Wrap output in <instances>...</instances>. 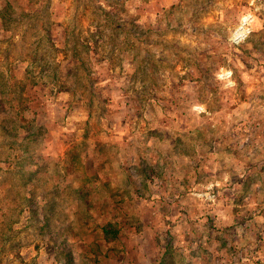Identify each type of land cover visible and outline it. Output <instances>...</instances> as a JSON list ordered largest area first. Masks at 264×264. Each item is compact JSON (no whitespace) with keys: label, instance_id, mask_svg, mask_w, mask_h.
I'll use <instances>...</instances> for the list:
<instances>
[{"label":"rangeland","instance_id":"1","mask_svg":"<svg viewBox=\"0 0 264 264\" xmlns=\"http://www.w3.org/2000/svg\"><path fill=\"white\" fill-rule=\"evenodd\" d=\"M184 262L264 264V0H0V264Z\"/></svg>","mask_w":264,"mask_h":264},{"label":"trees","instance_id":"2","mask_svg":"<svg viewBox=\"0 0 264 264\" xmlns=\"http://www.w3.org/2000/svg\"><path fill=\"white\" fill-rule=\"evenodd\" d=\"M123 168H124V170L126 171L125 172V181H126V184L128 185L129 184V187H131V188H134V191H137V189H138V186H135V185H133L132 184V182H131V180H132V176H131V174L130 173H128V171H127V169H126V166H124L123 165ZM143 171V170H142ZM91 180H93L92 178H91ZM134 180V179H133ZM96 186H98V188H99V190L101 189L103 192H105V189H104V187L105 186H107L108 187V190H107V192H111V194H112V189H114L113 188V186H118V184H114V181H113V179L110 177L109 178V180L107 181V182H97L96 183ZM85 188V186L84 187H82V192H83V190L86 192L87 190H86V188ZM116 190H118V188H116L115 190H113V191H116ZM91 191V190H90ZM80 192H81V190H80ZM109 195L110 194H107V193H104V196H103V198H102V201H110V203L112 202V201H116V202H120V200H119V198H117V199H113V197H109ZM111 198V199H110ZM184 207H187V208H191V209H193V210H191V211H196L197 210V206H195L194 208H192V207H188L187 205L185 206L184 205ZM106 208H108V209H110L109 208V206L108 207H106ZM185 209V208H184ZM120 222L118 221V220H115V221H113V220H108V221H106L103 225H101V227H100V229H101V234L103 235V236H100L99 237V239L101 238V239H103L105 242L106 241H113V239H115L117 236H118V233H119V231L121 230V223L119 224ZM173 225H174V223H173ZM172 225V226H173ZM196 233L197 234H195V239H196V243H197V247L199 248V245H201V243H203L204 241H210V237H208V236H205L204 235V233L202 234V235H200V233L201 232H199V230H197L196 231ZM167 238V242L165 243V250H164V252H162L161 254L159 253L158 254V257L155 259V260H160L161 262H164V260L166 259V255H168L171 251V247H173V238H174V236H173V234H170L169 235V237L167 236L166 237ZM98 239V240H99ZM205 239V240H204ZM199 243V244H198ZM221 245H223L222 243H221ZM222 247V246H221ZM109 249L107 248V249H105V250H102V249H100V250H93V249H89L88 250V255L89 256H92V255H94V256H92L93 257V259L95 260V259H98V258H100V256H106L107 258H111L110 256H109ZM195 251V250H194ZM194 253L195 252H191L190 253V255L191 256H193L194 255ZM109 256V257H108ZM189 260H190V257H189ZM183 264H186V262H184Z\"/></svg>","mask_w":264,"mask_h":264}]
</instances>
